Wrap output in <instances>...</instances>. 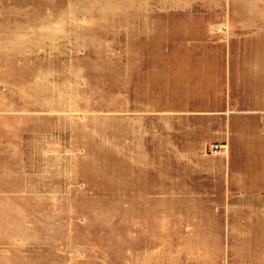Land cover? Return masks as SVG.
Listing matches in <instances>:
<instances>
[{
  "label": "rangeland",
  "instance_id": "374dc122",
  "mask_svg": "<svg viewBox=\"0 0 264 264\" xmlns=\"http://www.w3.org/2000/svg\"><path fill=\"white\" fill-rule=\"evenodd\" d=\"M0 264H264V0H0Z\"/></svg>",
  "mask_w": 264,
  "mask_h": 264
}]
</instances>
